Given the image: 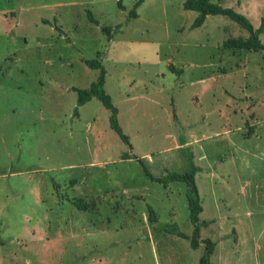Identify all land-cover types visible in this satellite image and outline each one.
I'll return each mask as SVG.
<instances>
[{
    "label": "rangeland",
    "instance_id": "1",
    "mask_svg": "<svg viewBox=\"0 0 264 264\" xmlns=\"http://www.w3.org/2000/svg\"><path fill=\"white\" fill-rule=\"evenodd\" d=\"M185 1L0 0V264H200L208 238L210 264H264V52L224 47L250 35L226 15L194 28ZM210 1L264 43V0ZM88 60L127 141L100 99L77 104L101 73ZM192 163L198 248L162 230L193 236L187 184L147 174ZM23 170L35 182L8 177Z\"/></svg>",
    "mask_w": 264,
    "mask_h": 264
},
{
    "label": "trees",
    "instance_id": "2",
    "mask_svg": "<svg viewBox=\"0 0 264 264\" xmlns=\"http://www.w3.org/2000/svg\"><path fill=\"white\" fill-rule=\"evenodd\" d=\"M144 0H137L135 6H139ZM118 4L122 7L121 0H118ZM184 8L189 10H194L199 12V16L193 23V27L201 26L207 15H226L230 17L232 20L239 23L242 27L246 28L250 35L248 38H229L224 42V47L233 48V49H247L250 51H263L264 52V43L260 39V33L262 32V27L255 28L251 21L248 19L246 15L241 12L236 11L231 7H223L220 4L213 3L210 0H186L184 2ZM89 19L97 23L96 18L93 16L92 12H88ZM130 18L136 17L137 13L135 10H131L129 13ZM120 26H117L114 33H119L121 30ZM104 32H106L109 36V39H112V33L110 27H104ZM87 64L89 67L94 69H101V73L98 76L97 80L92 82L91 86L88 89L84 88H75L78 92V106L84 105L88 101L92 100L94 97L100 99L106 108L111 110V125L112 127L122 136L124 140H128L127 136L123 133L119 123H118V109L114 105L112 97L109 93H107L105 89V78H106V70L103 68L102 63L99 60H88ZM128 158V157H125ZM199 168L192 163L191 168L186 173H178L170 175L166 178H154L149 172L147 173L150 178L159 181L165 186H168L169 183L174 181H183L187 184V196L188 203L190 209V216L193 224L195 225V232L193 236H188L184 232H182L178 226L170 225L162 227V230L165 232L173 233L183 238H188L191 240V246L193 248H198L200 245L199 241V215L203 211V205L201 203V198L199 194V189L196 183V173ZM55 185L57 183L55 182ZM149 220L151 223H156L158 218L155 214V211L150 208ZM206 243V251L205 254L201 257L200 264H210L211 255L216 250V243L211 239H205Z\"/></svg>",
    "mask_w": 264,
    "mask_h": 264
},
{
    "label": "crops",
    "instance_id": "3",
    "mask_svg": "<svg viewBox=\"0 0 264 264\" xmlns=\"http://www.w3.org/2000/svg\"><path fill=\"white\" fill-rule=\"evenodd\" d=\"M144 2V1H143ZM194 11V10H193ZM195 12H197V11H195ZM139 13V12H138ZM134 18V17H133ZM136 18H137V16H136ZM209 19V18H208ZM196 20V19H195ZM205 22V21H204ZM206 24V22L205 23H203L201 26H204ZM200 27V26H199ZM57 28V27H56ZM63 28V27H62ZM194 28H197V27H194ZM57 30H58V28H57ZM121 32V31H120ZM184 73H185V71H184ZM91 101V100H90ZM185 138V137H184ZM185 144H187V141H185V143H182L181 145H179V146H183V145H185ZM184 147V146H183ZM127 159V158H126ZM32 174V172H31V170H23V171H14V172H11V174H9V178L10 177H12V178H14V180L13 181H16V179L15 178H21V177H23V176H26V175H28L27 177H25V180L27 179V181L28 182H30V181H32L33 179H31V177H30V175ZM6 174H0V177L1 178H6ZM34 182H35V180H33ZM34 191H35V189H34ZM17 193H14V195H12V193H8V194H6V196L7 197H11V199H14V198H17L18 196L17 195H26V193H24V192H18V189H17V191H16ZM31 193V192H30ZM34 195H35V197H36V194H35V192L33 193ZM30 196V195H29ZM204 209V208H203ZM2 224V223H1ZM29 234H30V232H28ZM36 233L35 232H33V235H35ZM69 236H74L75 235V232L74 231H69ZM53 236H51L50 237V240H52V241H58V239L56 238V239H54V238H52ZM49 240V239H48ZM2 242V241H1ZM3 243V242H2Z\"/></svg>",
    "mask_w": 264,
    "mask_h": 264
}]
</instances>
